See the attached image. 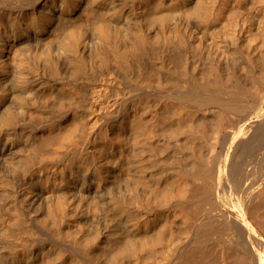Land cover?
<instances>
[{
	"label": "bare ground",
	"instance_id": "6f19581e",
	"mask_svg": "<svg viewBox=\"0 0 264 264\" xmlns=\"http://www.w3.org/2000/svg\"><path fill=\"white\" fill-rule=\"evenodd\" d=\"M12 3L0 0V264H264V0ZM95 74L158 92L90 150L77 125L33 140L39 114L71 106L46 91L74 98ZM106 187L113 216L91 200Z\"/></svg>",
	"mask_w": 264,
	"mask_h": 264
},
{
	"label": "rangeland",
	"instance_id": "374dc122",
	"mask_svg": "<svg viewBox=\"0 0 264 264\" xmlns=\"http://www.w3.org/2000/svg\"><path fill=\"white\" fill-rule=\"evenodd\" d=\"M21 1V2H20ZM14 0L9 8H14L18 6L27 9L30 7L31 3L37 0ZM23 3V4H22ZM17 6V7H18ZM85 82L77 84V89L75 91L74 98H71L67 93V86H61L59 88H50L47 90L48 99L51 102H59L61 100L69 102L71 101V106L66 109L63 113L58 114L51 121H48L49 113L46 116L40 115V120L29 126V132L25 136L20 137L18 140L22 148H26V145L30 143V135L33 140L39 141L41 139H51L56 137V134L60 131H64L69 127L77 125L78 131L75 132V138L79 139L80 147L86 150H90L93 147L96 138L103 136H114V131L116 130V123L123 120V115L129 113L132 110L134 101L137 97H142L141 100L144 102V106L149 103L152 104V97L158 92L155 89L157 81L152 79V85L148 86L146 82H143L141 78L137 82L131 81H119L117 83H110L104 80L101 76L91 75L86 76ZM82 82V81H81ZM147 96V100H143ZM154 101V100H153ZM152 102V103H151ZM149 104V106H150ZM137 105V102H136ZM35 116H38L35 115ZM50 137V138H49ZM69 142V141H68ZM71 143L65 146V148L60 149L64 151L70 148ZM48 147L42 158L43 162L51 160L49 157ZM38 162V161H37ZM91 172V171H89ZM110 181V180H109ZM35 187H39L35 184ZM117 196V197H116ZM115 198H118V193L114 188L106 187L104 191V197L102 201L99 197H93L91 200H95V204L98 208L102 209L105 213H109L113 216L114 202ZM18 241H24L31 249L35 247V242H29L26 234H21ZM8 250V245L4 246L0 242V252H6ZM43 254V253H42ZM55 256H52V258ZM35 264H47L45 260L36 261ZM53 264L55 260H53Z\"/></svg>",
	"mask_w": 264,
	"mask_h": 264
}]
</instances>
